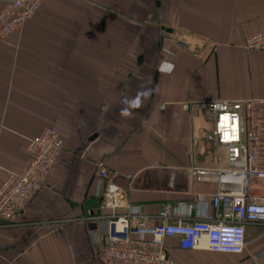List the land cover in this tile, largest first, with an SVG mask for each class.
<instances>
[{
    "label": "crops",
    "instance_id": "1",
    "mask_svg": "<svg viewBox=\"0 0 264 264\" xmlns=\"http://www.w3.org/2000/svg\"><path fill=\"white\" fill-rule=\"evenodd\" d=\"M24 25L0 41V185L26 168L27 146L47 127L63 150L0 228V264H105V243L83 219L106 183L152 215L211 200L216 182L190 169L230 165L206 139L213 121L200 102L252 100L264 169V51L246 49L264 29V0H46ZM245 232L240 256L182 250L177 236L166 249L186 264H255L258 252L264 264V226Z\"/></svg>",
    "mask_w": 264,
    "mask_h": 264
},
{
    "label": "built area",
    "instance_id": "2",
    "mask_svg": "<svg viewBox=\"0 0 264 264\" xmlns=\"http://www.w3.org/2000/svg\"><path fill=\"white\" fill-rule=\"evenodd\" d=\"M45 1L9 0L0 11V41L21 31ZM247 48L264 51V29L247 39ZM198 105L213 121L206 139L225 148L230 167L216 171L192 167L190 173L197 181L216 182L218 190L209 201L167 204L152 215L131 204L121 186L106 183L92 215L83 219L97 225L94 234L105 243V264H186L168 254L167 240L174 236L182 250L205 248L240 256L246 252L247 227L264 226V195L256 191L264 179V169L256 164L259 137L251 123L252 100H209ZM185 108L189 109V104ZM62 143L60 133L50 127L30 141L26 168L9 172L0 185V228L14 224L17 213L46 182L62 154ZM99 176L104 179L109 175L103 169ZM262 257L263 252H258L251 259L260 264Z\"/></svg>",
    "mask_w": 264,
    "mask_h": 264
},
{
    "label": "water",
    "instance_id": "3",
    "mask_svg": "<svg viewBox=\"0 0 264 264\" xmlns=\"http://www.w3.org/2000/svg\"><path fill=\"white\" fill-rule=\"evenodd\" d=\"M90 230H96L97 229V225H95V223L90 224Z\"/></svg>",
    "mask_w": 264,
    "mask_h": 264
},
{
    "label": "clouds",
    "instance_id": "4",
    "mask_svg": "<svg viewBox=\"0 0 264 264\" xmlns=\"http://www.w3.org/2000/svg\"><path fill=\"white\" fill-rule=\"evenodd\" d=\"M125 115H127V113H124Z\"/></svg>",
    "mask_w": 264,
    "mask_h": 264
},
{
    "label": "bare ground",
    "instance_id": "5",
    "mask_svg": "<svg viewBox=\"0 0 264 264\" xmlns=\"http://www.w3.org/2000/svg\"><path fill=\"white\" fill-rule=\"evenodd\" d=\"M185 106V105H184ZM180 204V203H179ZM205 249V248H204Z\"/></svg>",
    "mask_w": 264,
    "mask_h": 264
}]
</instances>
